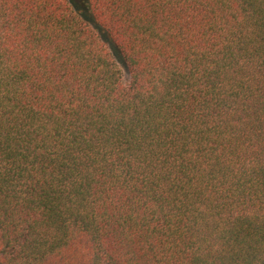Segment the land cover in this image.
Returning <instances> with one entry per match:
<instances>
[{"label": "trees", "instance_id": "obj_1", "mask_svg": "<svg viewBox=\"0 0 264 264\" xmlns=\"http://www.w3.org/2000/svg\"><path fill=\"white\" fill-rule=\"evenodd\" d=\"M0 264H264V0H0Z\"/></svg>", "mask_w": 264, "mask_h": 264}]
</instances>
